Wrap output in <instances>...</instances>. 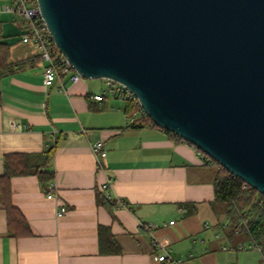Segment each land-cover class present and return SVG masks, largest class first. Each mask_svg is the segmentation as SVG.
<instances>
[{
	"label": "crops",
	"instance_id": "1",
	"mask_svg": "<svg viewBox=\"0 0 264 264\" xmlns=\"http://www.w3.org/2000/svg\"><path fill=\"white\" fill-rule=\"evenodd\" d=\"M12 4L0 0V44L9 46L10 62L35 63L0 78V264H172L159 260L164 249L173 264H264L251 238L228 237L223 206L212 204L216 168L195 146L158 128H131L126 107L108 97L89 100L102 84L62 76L45 86L47 63L22 41V21L5 10ZM96 140L107 152L100 162L91 150ZM49 150L54 198L35 174L3 178L5 156ZM8 189L29 235L18 225L16 236L9 233ZM97 192L125 206L112 215ZM101 226L119 253H101Z\"/></svg>",
	"mask_w": 264,
	"mask_h": 264
},
{
	"label": "water",
	"instance_id": "2",
	"mask_svg": "<svg viewBox=\"0 0 264 264\" xmlns=\"http://www.w3.org/2000/svg\"><path fill=\"white\" fill-rule=\"evenodd\" d=\"M37 1L81 78L126 86L264 196V0Z\"/></svg>",
	"mask_w": 264,
	"mask_h": 264
},
{
	"label": "trees",
	"instance_id": "3",
	"mask_svg": "<svg viewBox=\"0 0 264 264\" xmlns=\"http://www.w3.org/2000/svg\"><path fill=\"white\" fill-rule=\"evenodd\" d=\"M9 57V46L0 44V78L12 75L19 70H23L27 66H33L35 63V59L10 62ZM36 59L37 61H42L40 55H38ZM106 100L107 98L101 104L106 102ZM135 111H137V107L127 103L125 115L129 122L131 121V118L135 117ZM141 117L143 120H139L135 117L136 122H130V127L139 129L154 127L160 129L154 124L148 115ZM164 132L175 139L184 141L171 132ZM195 148L199 151L197 147ZM52 157L53 150L38 155H7L4 158L5 173L3 178L9 181L14 176L35 174L38 176L41 183L45 186H50L54 180V174L47 170V168L51 163ZM207 162L216 168L213 180L215 199L212 204L223 206L224 215L229 220L228 237L232 238L235 235H241L244 238H251L254 242V247L261 252L264 262V196L256 189L247 185L240 178L232 175L213 159ZM96 199L97 203L105 207L112 215L114 214V210L118 208L115 201L112 202L101 192H97ZM6 200L5 207L8 213L9 225L11 227L9 233L16 236L12 231V228L14 225H18L24 230V234H31L25 218L11 203L9 189ZM191 206L194 205L191 204ZM99 242L102 254H114L120 252L119 244L107 227L101 226L99 228Z\"/></svg>",
	"mask_w": 264,
	"mask_h": 264
},
{
	"label": "built area",
	"instance_id": "4",
	"mask_svg": "<svg viewBox=\"0 0 264 264\" xmlns=\"http://www.w3.org/2000/svg\"><path fill=\"white\" fill-rule=\"evenodd\" d=\"M6 11L17 16L23 23L22 41L26 44L32 45L42 60L47 63L44 72V84L49 87L52 86L59 77L69 76L70 82L76 83L81 80V76L77 74L73 66L70 65L67 59L60 53L59 49L55 45L52 36L50 35L45 21L42 17V11L39 7L37 0H13L11 7L5 8ZM112 96L115 99L127 100L128 103L137 107L138 113L141 116L147 115L142 108L138 97L126 86L114 82L112 80H105V90L102 94L90 95L89 100L95 102H103L105 98ZM131 123L136 122V118H131ZM91 150L93 154L100 160L107 156V152L104 150L101 140H96L91 144ZM199 155L205 158L206 161L211 160L203 151L199 149ZM54 186L51 184L49 189L48 198H54L53 190ZM108 184L103 186V191L108 190ZM108 199H111V194H106ZM116 204L118 207H124L125 203L122 200L117 199ZM66 212L65 207H61L58 212L59 216ZM174 221L171 222L173 224ZM159 260L167 263H175V260L169 255L168 251L164 249V253L159 256Z\"/></svg>",
	"mask_w": 264,
	"mask_h": 264
},
{
	"label": "rangeland",
	"instance_id": "5",
	"mask_svg": "<svg viewBox=\"0 0 264 264\" xmlns=\"http://www.w3.org/2000/svg\"><path fill=\"white\" fill-rule=\"evenodd\" d=\"M81 80H83V81H89V80H86V79H83V78H81ZM91 82H94L95 84L97 83V84H102V90L104 89L105 90V80H102V79H99V80H90ZM103 90V91H104ZM108 99L111 101V102H116L115 103V105L116 106H120V107H122V108H125L126 107V105H127V100H121V99H118V100H115V99H113V97L112 96H108ZM135 117L136 118H138L139 120H143V119H141L142 117H141V114L140 113H138L137 111H135ZM149 117V116H148ZM224 235V234H223ZM249 246V245H248ZM248 250H249V252H254V251H256L255 253H257L258 251L257 250H254V249H250V248H248Z\"/></svg>",
	"mask_w": 264,
	"mask_h": 264
}]
</instances>
